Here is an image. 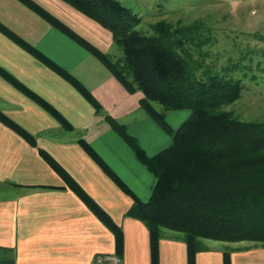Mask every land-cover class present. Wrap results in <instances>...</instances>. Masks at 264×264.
I'll list each match as a JSON object with an SVG mask.
<instances>
[{"label": "crops", "instance_id": "0c3cea01", "mask_svg": "<svg viewBox=\"0 0 264 264\" xmlns=\"http://www.w3.org/2000/svg\"><path fill=\"white\" fill-rule=\"evenodd\" d=\"M30 1L103 55L111 52L110 33L95 22L58 0ZM0 27L72 77L98 105L94 111L73 87L0 32L2 72L45 102L69 128H61L0 76V116L30 137L27 143L0 122V264H112L109 260L115 257L107 229L65 189L38 151L49 156L120 229L118 263L149 264L146 228L124 218L131 198L106 178L78 142L87 144L129 193L144 202L154 179L108 122L124 128L147 158L168 147L170 138L138 108L139 92L129 95L97 59L17 0H0ZM178 112L166 115L172 126L164 121L172 132L187 118ZM157 247L159 264H185L181 238L161 235ZM222 254L206 249L196 254L195 264H222ZM232 256L238 259L235 264H264V249L232 250L230 264Z\"/></svg>", "mask_w": 264, "mask_h": 264}, {"label": "trees", "instance_id": "16d2710c", "mask_svg": "<svg viewBox=\"0 0 264 264\" xmlns=\"http://www.w3.org/2000/svg\"><path fill=\"white\" fill-rule=\"evenodd\" d=\"M17 1L97 59L129 95L139 92L138 108L170 138L168 147L147 158L124 128L108 122L118 138L130 148L137 163L154 179L150 196L144 202L129 193L87 144L78 142L82 152L106 178L131 198L124 218H131L146 228L149 264H159L160 230L181 235L185 264H195L196 254L206 251L200 244L202 240L230 244L251 242L264 249V123H243L232 114L219 110L220 106H227L238 98L241 85L239 80L227 77L234 71V65L230 68L222 66L218 74H212L204 64L207 54H200V50L208 40L197 38L198 27L193 23L172 26L161 20L150 26L151 36L143 37L133 30L139 23L138 17L120 3L113 0H58L110 33V42L120 53L117 60H111L30 0ZM0 32L73 87L97 111L98 105L72 77L1 27ZM195 53L196 59L192 55ZM0 76L41 107L61 128L69 129L45 102L22 89L1 69ZM153 104L161 112L155 111ZM177 111H185L188 116L172 132L165 124L164 116L167 112ZM0 122L22 140L30 142V137L7 119L0 116ZM36 153L57 174L65 189L107 229L113 238V254L119 260L122 252L120 229L49 156L40 151ZM221 258L222 264H230L227 252Z\"/></svg>", "mask_w": 264, "mask_h": 264}, {"label": "rangeland", "instance_id": "374dc122", "mask_svg": "<svg viewBox=\"0 0 264 264\" xmlns=\"http://www.w3.org/2000/svg\"><path fill=\"white\" fill-rule=\"evenodd\" d=\"M120 3L131 14L138 17L139 23L133 30L141 36H151L150 26L163 20L168 24L178 23L187 26L193 23L198 27V39H207L200 54L205 53L204 64L212 74H218L220 68L234 65V71L228 78L239 80L241 90L238 98L231 104L220 106L240 122L264 123V0H113ZM119 51L112 48L106 55L111 60L119 58ZM194 59L197 54H192ZM155 111H160L153 104ZM184 113L185 111H179ZM168 112L166 115H170ZM175 116V115H174ZM171 124L168 116L164 118ZM176 123V122H175ZM162 237L181 238L171 231H162ZM205 249H217L228 255L232 250H261L256 243L237 242L217 243L201 241ZM234 264L238 259L231 257ZM254 259L253 255L249 257Z\"/></svg>", "mask_w": 264, "mask_h": 264}, {"label": "built area", "instance_id": "2783aa9c", "mask_svg": "<svg viewBox=\"0 0 264 264\" xmlns=\"http://www.w3.org/2000/svg\"><path fill=\"white\" fill-rule=\"evenodd\" d=\"M112 264H119L118 259L114 257V259L109 260Z\"/></svg>", "mask_w": 264, "mask_h": 264}]
</instances>
